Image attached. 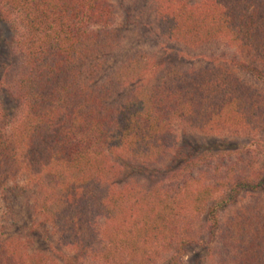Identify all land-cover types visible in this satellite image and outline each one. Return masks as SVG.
I'll use <instances>...</instances> for the list:
<instances>
[{
    "label": "trees",
    "instance_id": "trees-1",
    "mask_svg": "<svg viewBox=\"0 0 264 264\" xmlns=\"http://www.w3.org/2000/svg\"><path fill=\"white\" fill-rule=\"evenodd\" d=\"M153 2L162 39L222 49L211 66L138 52L108 70L123 45L112 0H0L11 29L10 55L0 43V210L7 191L35 188V213L93 264H186L195 249L196 264H264V90L234 74L264 86V0ZM180 128L249 143L178 148L148 189L120 184L123 166L158 165ZM18 245L0 234V264H53Z\"/></svg>",
    "mask_w": 264,
    "mask_h": 264
},
{
    "label": "rangeland",
    "instance_id": "rangeland-1",
    "mask_svg": "<svg viewBox=\"0 0 264 264\" xmlns=\"http://www.w3.org/2000/svg\"><path fill=\"white\" fill-rule=\"evenodd\" d=\"M198 1L200 0H192V2ZM112 2L115 6L116 25L120 36L123 38V45L120 52L109 58L108 70L138 52L147 53L158 64L198 70L205 66H211L208 63H211L214 59L209 53L219 54L222 52V49L209 47L202 50L204 53L201 55L191 47L162 39L154 24L153 0H112ZM0 27L1 46H7L5 48L6 54L10 55L11 51L8 46L11 43V29L6 25ZM4 62L9 63V57L4 59ZM234 74L246 86L256 90H264V86L252 76L239 73L237 70ZM2 92L3 90L0 89V101L7 104L4 102ZM248 143L249 140L244 137L226 135L210 137L180 128L176 131L171 152L158 165L149 168L132 164L123 166L119 182L121 185L138 184L146 190L156 183L158 173L172 167L174 155L178 148L182 152H193L192 150L203 152L206 149L217 147L241 149ZM35 195V188L6 192L0 210V234L2 233V238L19 244L18 246L23 252L48 259L53 264H71V261H75L74 264H93L84 262L76 252L67 249L59 240L51 225L35 213ZM203 221H205V217L201 215L195 224L197 230ZM199 252L200 250L196 249L187 251L186 264H196Z\"/></svg>",
    "mask_w": 264,
    "mask_h": 264
}]
</instances>
